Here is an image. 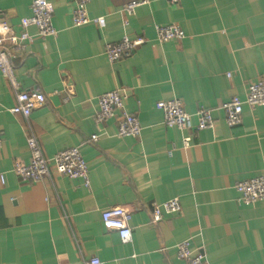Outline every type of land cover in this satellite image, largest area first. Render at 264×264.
<instances>
[{
    "label": "crops",
    "instance_id": "crops-1",
    "mask_svg": "<svg viewBox=\"0 0 264 264\" xmlns=\"http://www.w3.org/2000/svg\"><path fill=\"white\" fill-rule=\"evenodd\" d=\"M33 1L0 0V19L16 29ZM48 1L57 36L29 28L32 42L12 59L19 89L42 93L44 105L27 119L11 114L15 93L0 75V264H184L183 241L208 264H264V200L242 205L234 188L264 177V107L244 105L233 127L220 109L264 79V0H149L130 17L129 0H91L88 17L103 24L82 27L72 26L70 0ZM170 24L185 38L159 43L155 28ZM123 37L145 42L110 63L105 46ZM116 90L142 127L137 138L117 137L118 112L95 124L98 98ZM173 99L194 126L196 113L211 111L212 128L165 127L155 104ZM29 133L46 158L80 148L89 187L53 169L23 183L13 164L29 163ZM174 198L180 211L153 223V204ZM111 207L130 214L127 243L101 225Z\"/></svg>",
    "mask_w": 264,
    "mask_h": 264
},
{
    "label": "built area",
    "instance_id": "built-area-1",
    "mask_svg": "<svg viewBox=\"0 0 264 264\" xmlns=\"http://www.w3.org/2000/svg\"><path fill=\"white\" fill-rule=\"evenodd\" d=\"M72 4L71 22L73 27H82L89 23L102 26L103 20L90 19L87 8L91 0H70ZM173 5H179L183 0H162ZM149 3V0H129L123 7L122 12L132 16L135 10ZM53 5L48 0H34L30 6V16L22 18L16 29L0 19V75L6 79L10 88L15 93V105L9 110L13 115H21L27 119L33 110L45 103V97L37 91H21L14 74L12 59L16 54L23 53L32 40L33 36L28 29L33 27L39 38L56 37L57 31L52 23ZM126 23V22H125ZM156 38L159 43L169 41H181L185 38L183 30L175 24L161 25L155 28ZM145 39L129 40L123 37L119 42L108 43L105 46V55L110 63L130 56L133 51L142 45ZM126 93L123 90L110 91L100 95L97 101L95 124L100 126L117 112L120 118L117 123V137L137 138L140 136L142 127L138 119L124 110ZM251 108L264 107V79L249 83L246 87L244 99L235 96L223 103L220 109L225 115L227 126L233 127L241 123L243 106ZM155 108L163 114V124L168 129L176 128L180 131L191 132L194 129L205 130L213 126L211 111L201 110L195 114L197 125L192 123V115L186 113L180 100L159 101ZM91 141L97 140V135L90 137ZM30 152V161L25 164L15 161L13 172L23 183H36L49 175L51 169L59 175L71 179H81L85 186L89 187L87 163L84 160L80 148H69L60 151L51 158H46L36 140L29 133L26 139ZM191 142L189 136L183 138V146L188 147ZM2 142L0 139V151ZM0 184H5L4 173L0 172ZM235 190L239 197L237 201L245 206H252L264 200V177L236 183ZM181 209L177 198L163 203H154L152 206V222L160 221L163 215L178 213ZM101 225L105 231H115L121 243H127L131 239V229L128 226L130 214L121 207H111L101 213ZM178 259L184 264H208L202 254H193L189 243L183 241L176 246ZM61 264V263H59ZM72 264H104L97 257H91L87 261Z\"/></svg>",
    "mask_w": 264,
    "mask_h": 264
}]
</instances>
